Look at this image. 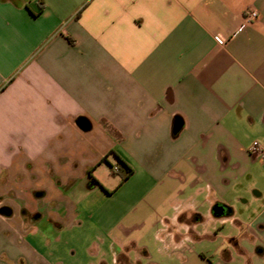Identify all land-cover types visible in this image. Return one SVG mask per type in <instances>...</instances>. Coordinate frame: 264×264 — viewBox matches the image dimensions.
<instances>
[{"label": "crops", "instance_id": "crops-1", "mask_svg": "<svg viewBox=\"0 0 264 264\" xmlns=\"http://www.w3.org/2000/svg\"><path fill=\"white\" fill-rule=\"evenodd\" d=\"M254 141L264 0H0V264H264Z\"/></svg>", "mask_w": 264, "mask_h": 264}, {"label": "built area", "instance_id": "built-area-1", "mask_svg": "<svg viewBox=\"0 0 264 264\" xmlns=\"http://www.w3.org/2000/svg\"><path fill=\"white\" fill-rule=\"evenodd\" d=\"M246 20L251 21L257 17V12L254 10L246 11ZM250 151L262 158H264V148L260 145L259 142L254 141L250 147ZM113 169L116 170L117 166H113Z\"/></svg>", "mask_w": 264, "mask_h": 264}, {"label": "water", "instance_id": "water-1", "mask_svg": "<svg viewBox=\"0 0 264 264\" xmlns=\"http://www.w3.org/2000/svg\"><path fill=\"white\" fill-rule=\"evenodd\" d=\"M78 122L82 126V128H84V129H87L90 126V125H88L86 119H84V118H80ZM181 125H182L181 120L179 118H177L175 121L174 130L177 131L181 127ZM213 211L215 213H221L224 211V208L220 205H216L214 207Z\"/></svg>", "mask_w": 264, "mask_h": 264}, {"label": "trees", "instance_id": "trees-1", "mask_svg": "<svg viewBox=\"0 0 264 264\" xmlns=\"http://www.w3.org/2000/svg\"><path fill=\"white\" fill-rule=\"evenodd\" d=\"M120 161V166H123L125 172H123L121 174V180H125L131 173H132V168L129 167L124 161H122L121 159H119ZM115 171L112 170V173H114Z\"/></svg>", "mask_w": 264, "mask_h": 264}, {"label": "rangeland", "instance_id": "rangeland-1", "mask_svg": "<svg viewBox=\"0 0 264 264\" xmlns=\"http://www.w3.org/2000/svg\"><path fill=\"white\" fill-rule=\"evenodd\" d=\"M104 171H106V168H100V169H99V174H100V175H103ZM255 186H257V185H255ZM258 186L264 188V187L261 185V183H260V184L258 183Z\"/></svg>", "mask_w": 264, "mask_h": 264}]
</instances>
